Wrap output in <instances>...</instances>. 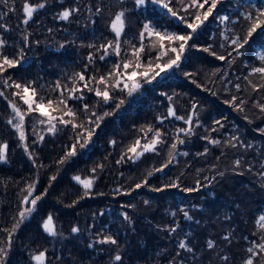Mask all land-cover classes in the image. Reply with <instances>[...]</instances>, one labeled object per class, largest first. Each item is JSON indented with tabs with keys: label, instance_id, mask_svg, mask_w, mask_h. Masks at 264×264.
Listing matches in <instances>:
<instances>
[{
	"label": "trees",
	"instance_id": "1",
	"mask_svg": "<svg viewBox=\"0 0 264 264\" xmlns=\"http://www.w3.org/2000/svg\"><path fill=\"white\" fill-rule=\"evenodd\" d=\"M24 2L7 0L5 4L0 0V24L8 29L0 28V38L7 42L0 51L13 58H19L21 49L24 51L21 64L8 69L3 76L19 83L35 81L38 95L46 99L59 96L54 90L57 80L71 86L73 74L85 72V65H88L86 77H98L110 71L113 63L130 56V44L125 41L139 46V32L146 22L151 21L161 31L190 32L150 0L139 8L135 0H28L34 6L45 4L28 24L22 22L26 18L22 11ZM253 3L264 5V0H223L214 16H228L229 21L222 24L218 18L210 17L193 34L178 68L161 73L150 84L141 81V88L131 97L116 92L117 99L126 101L119 110L115 109L116 101L105 105L86 89L83 100H69V106L79 114L78 122H85L92 111L98 115L112 114L103 119L90 145L78 149L77 155L63 164L58 161L75 142L72 128L57 124L58 131L49 133L48 125L38 124L39 117L33 113L25 117L26 139L21 141L19 133L7 123L15 115L9 101H15L22 111L27 106L13 96L16 89L0 85V91L4 92L0 96V144L8 145L6 159L0 161V229L10 230L19 219V212L31 207L22 203L29 184L35 187L28 199L42 197L35 211L13 235L6 264H35L30 256L45 249L47 264H169L173 257L176 264L181 260L183 264H243L250 255L247 248L253 241L260 243V236L264 234L255 223L264 214V177L260 175L264 173V132L260 131L264 129V112L254 106L257 102L264 104V89L253 92L249 81L244 79L253 67L264 66L259 59L264 55V31L254 34L240 50L242 55L232 52L230 40H225L221 33L229 38L234 35L243 38L247 23L242 18L238 23L233 21ZM172 6L181 8L175 2ZM97 8L101 9L99 13ZM65 9L78 11L68 20H61L59 13ZM122 10L126 28L121 36V57L110 54L101 61L99 56L103 50L97 49L114 39L109 25ZM178 14L192 20L182 10ZM24 36L28 37L27 42ZM150 43L146 38L144 44ZM89 44L96 47L90 48ZM209 46L218 55L228 57L232 52V56L221 61L204 51ZM89 54L95 57L91 64L87 59ZM156 55L155 50L146 48L142 60H154ZM249 80L264 84L258 75L249 76ZM237 84L241 86L240 91L236 90ZM64 95L67 97L68 93ZM233 96L239 98L235 104L240 99L245 101L242 111L226 103ZM84 103L89 105L88 113L82 111ZM169 107L177 116H191L192 124L174 117L160 123L157 118L167 117ZM217 120L222 127L214 123ZM148 126L159 129L165 142L157 145L156 152L145 153L135 162L125 157L117 164L136 139H141V145L147 142L145 132L140 129ZM180 128H191L192 134H178ZM177 134L185 142L177 145L173 163L164 171L155 172L154 169L167 163ZM147 136L151 139L152 133ZM204 137L221 143L213 145ZM232 137L238 138L232 141L235 147L225 144ZM249 144L252 147H244ZM205 151V155H199ZM184 152L188 155L181 154ZM237 159L241 160L239 167L234 164ZM93 168L95 173L91 171ZM74 176L94 177L90 194L83 199L84 189L73 180ZM173 181L180 187L164 188ZM197 181H200L198 191H183L186 187H196ZM138 183L142 186L137 189ZM156 188L164 190L154 191ZM181 208L191 219L183 216ZM125 213L129 220L124 219ZM48 215L54 218L59 233L56 237L43 232L42 223ZM73 226L80 229L79 233H71ZM166 227H177V231L170 233L163 230ZM108 235L118 244L96 242ZM225 236L229 239H223ZM209 239L215 241L213 249L206 246ZM7 240V232L0 231V247L6 246ZM180 240H185L193 252L179 249ZM89 244L93 246L90 248ZM117 251L122 256L119 262L112 259ZM178 251L180 256H176ZM224 256L228 259H222ZM253 259L254 264H264V255Z\"/></svg>",
	"mask_w": 264,
	"mask_h": 264
},
{
	"label": "snow or ice",
	"instance_id": "2",
	"mask_svg": "<svg viewBox=\"0 0 264 264\" xmlns=\"http://www.w3.org/2000/svg\"><path fill=\"white\" fill-rule=\"evenodd\" d=\"M5 4H7V0H3ZM148 0H135V5L137 8L144 6ZM150 2L154 5L159 6L161 9L166 10L167 14L171 17L180 21L190 32L186 34H178L175 32H169L167 30L161 31L157 27H155L151 21L146 22L142 25V30L139 32V46L133 44L131 41H125L130 44V56L122 58L119 62L113 63L110 71L106 74L99 75L98 77L87 76L85 72L88 69V65H85V72H76L73 74V82L71 86L63 85L59 80L56 81L54 90L59 92V96L56 99L45 98L44 96H39V89L34 86L36 84L35 81H27L25 83H19L16 81H12L11 77H4L3 74L12 68H16L21 64L24 60V51L21 49L19 58H13L9 55L5 54L3 51H0V85L5 88L12 87L17 91L13 92V96L19 97V100L23 102V105H26V110L21 109L20 106L17 105L15 101H9V105L12 109V112L15 114L14 118L9 119L7 123L11 125L18 133L19 139L24 141L26 139L24 125H25V117L30 116L33 113L38 115L37 123L38 124H47L48 132L55 133L58 131L57 124L62 125L64 127H71L75 132V142L69 146L68 151L65 153L64 157L61 158L58 163L63 164L68 159L75 157L78 153V149H86L91 141L92 137L96 134L97 129L101 127V123L105 117H108L112 113L104 112L102 115H98L95 111L91 112L90 116L86 117L85 122H78L79 114L76 110L69 106L68 101L79 99L83 100L84 95L83 92L86 89L90 93H94L96 97L99 98V101L105 105L110 104L113 101L115 102V109L119 110L122 105L125 104L124 98H119L115 96L116 92L126 93L128 97H131L134 93H136L142 86L141 81L144 83H152L157 77L161 76V73H166L174 67L178 68L181 63V58L188 47V42L194 38V35L200 28L205 24L206 21L209 20L210 17L218 18L220 22L223 24L229 21L228 16H220L215 17L214 13L217 9V6L223 2V0H150ZM181 5L180 9H176L172 5L174 4ZM45 7L44 3H40L37 5H32L25 0L22 11L25 14L26 18L22 21L24 24H28L30 20L33 18L34 13L38 9H42ZM194 10V11H190ZM183 11L188 15L192 16V20L189 21L187 15H179V11ZM78 11V9H65L59 13V19L68 20L70 15L74 12ZM97 13L101 11L100 8L96 9ZM243 19L247 23L246 34L243 38L238 35H234L231 38L225 35L224 32L221 33L224 36L225 40H230V46L232 47V52H235L237 55H242L241 49H243L246 45L249 44L250 40L253 38L254 34H259V32L264 31V5H257L255 3L248 6L246 11L240 12L239 16L233 23H238L240 19ZM110 31L114 33V39L107 41L106 44H101L97 51L100 49L103 50V54L99 56V60L104 61L106 57L110 54L115 55L116 57H121V36L125 32L126 28V20H125V11H119L115 14L114 18L110 22ZM0 28H4L7 31V27L3 24H0ZM155 38L152 40L151 38ZM24 40L27 42L28 37L24 36ZM150 39L151 43L149 45H145V39ZM6 41L0 38V50H2ZM194 46V45H193ZM63 47V45H61ZM88 47L95 48L96 46L93 44H89ZM223 47V45H221ZM155 50L157 55L153 59H148L147 62H143L142 56L146 51ZM111 50V53L110 51ZM204 51L210 52L211 55L215 56L217 59L224 61L228 59V57L232 56V52L228 53V57L224 55H218L216 52L211 51V46L205 48ZM172 55H169V54ZM165 57H168L165 60ZM89 64L93 63L95 57L93 54H89L87 57ZM259 59L264 62V55H261ZM163 61V62H161ZM258 75L261 80H264V66L253 67L249 73V76ZM249 76H245L244 79L249 81V85L253 92L260 91V89H264V84H255L249 80ZM11 81V83H10ZM82 83V87L80 84ZM95 84V87L91 85ZM236 90L240 91L241 86L239 84L235 85ZM42 89L43 86H40ZM67 92L68 95L65 97L64 93ZM79 93V95H77ZM0 96H4V92L0 91ZM171 100V97H168ZM239 99L236 96L232 97L231 101H226V103L234 104V106L238 110H243L242 105L245 103L244 100L240 99L239 104H235V101ZM255 107H258L261 112H264V104H260L259 102L255 103ZM195 107V106H193ZM82 111L84 113H88L90 111L89 105L84 103L82 106ZM67 117V119H65ZM93 117L95 119H93ZM168 117H174L177 120H184L185 124L191 125L192 118L189 116L188 118H184L181 116H177L175 110L172 107L167 109V117H158L157 119L160 123H163L164 119ZM14 120L16 122H14ZM215 124L223 126L219 120L214 121ZM91 125V127H88ZM141 132H145L144 139L147 141L143 145H141V139H136L132 145H130L127 149V152L121 156L119 160L116 161L117 164H120L125 157L128 160L135 162L137 159L142 157L145 153L148 152H156L157 145H162L165 141L163 140V133L159 129H154L152 126H148L146 129L141 128ZM212 131H216L215 128ZM264 132V129L260 130ZM147 133H152L151 139L148 138ZM177 133H184L185 135H191V128H180L177 130ZM175 137V142H173L170 146L169 151V159L167 163L163 164L162 167L154 169L155 172H162L165 168H167L170 164L173 163L174 160V152L177 150L178 144H183L185 141L179 138V135ZM44 137L39 136V140H43ZM204 139H208V142L213 145H219L221 142L216 139H209L208 137H204ZM237 137H232L231 140L226 141L225 144L227 146L235 147L236 145L232 143L233 140H237ZM114 145L115 141H111ZM27 146H25L26 148ZM246 148L252 147V145H244ZM8 145L6 143L0 144V161H5L6 152ZM139 150L138 149H141ZM207 151V150H206ZM205 153H200L199 155H205ZM127 153H132V155L128 156ZM184 156H187L188 153H181ZM31 158V154H30ZM235 166L239 167L241 164V160L237 159L234 161ZM99 168H103V165H98ZM264 167V165H262ZM249 170H251L249 168ZM92 173L96 172V168H93ZM149 176L152 175V172L148 173ZM223 175V173H220ZM262 177H264V173H260ZM52 180H55L56 177H52ZM178 179V178H177ZM73 180L76 181L77 184L82 186L84 189L83 196L81 199L88 196L90 194V190L94 184L93 178H85L82 179L80 176H74ZM144 183H147V179H145ZM196 187H186L183 189L185 192H195L199 190L200 181L196 182ZM142 185L136 184L135 187L138 189ZM35 185L29 184L27 188V195L24 196L22 203L30 204L31 207L24 208L19 212V219L13 224V227L9 229H0V231H5L8 234V240L6 246L0 247V264H6V259L8 257L9 248L11 246V239L15 234L16 230L20 227V225L24 222L26 218L31 216V214L35 211L38 201L42 198L37 195L31 200L28 199L29 196H32ZM180 185L173 181L169 184L164 185V188H178ZM164 188H156L154 191H163ZM47 190H45L46 192ZM73 203H77L74 201ZM147 203V201H145ZM183 213V216L186 219H191L188 212L183 208L180 209ZM174 216L175 213H172ZM124 219L129 220L127 213L124 214ZM256 225L259 226V229L262 233H264V214L258 216L255 221ZM178 227V225H177ZM177 227L165 228L163 230L169 231L170 233H174L177 231ZM43 232L46 233L50 237L58 236V231L56 225L54 223V218L52 215H48L46 219L43 220L42 223ZM80 229L76 226L71 228V233L76 234L79 233ZM255 235V234H254ZM223 239L228 240L229 237L225 236ZM260 243L255 241L252 242V246L247 248V252L250 254L247 259L243 261V264H254V257L259 255H264V234L260 236ZM99 244H112L117 245L118 241L111 235L102 236L100 239L96 241ZM93 245L89 244L91 248ZM206 246L208 249H213L215 247L214 240H207ZM178 248L185 250L189 253L193 252L192 247L185 240H180L178 243ZM258 250V251H257ZM176 256H180V252L176 253ZM30 259L35 262V264H47V249L43 251H39L38 253L32 254ZM59 259V257H57ZM113 261L119 262L122 260V256L117 253L112 257ZM222 259L227 260L228 257L224 256ZM169 264H176L175 257H173L172 261H169ZM179 264H183L181 260Z\"/></svg>",
	"mask_w": 264,
	"mask_h": 264
},
{
	"label": "rangeland",
	"instance_id": "3",
	"mask_svg": "<svg viewBox=\"0 0 264 264\" xmlns=\"http://www.w3.org/2000/svg\"><path fill=\"white\" fill-rule=\"evenodd\" d=\"M182 59V58H181ZM172 70V69H171ZM171 70H169V71H171Z\"/></svg>",
	"mask_w": 264,
	"mask_h": 264
}]
</instances>
